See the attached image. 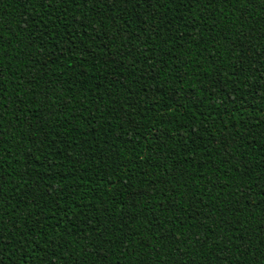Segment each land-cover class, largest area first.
I'll list each match as a JSON object with an SVG mask.
<instances>
[{"label": "trees", "instance_id": "1", "mask_svg": "<svg viewBox=\"0 0 264 264\" xmlns=\"http://www.w3.org/2000/svg\"><path fill=\"white\" fill-rule=\"evenodd\" d=\"M0 264H264V0H0Z\"/></svg>", "mask_w": 264, "mask_h": 264}]
</instances>
